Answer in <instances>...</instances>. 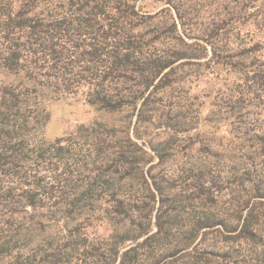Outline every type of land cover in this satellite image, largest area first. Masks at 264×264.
<instances>
[{
  "label": "rangeland",
  "instance_id": "obj_1",
  "mask_svg": "<svg viewBox=\"0 0 264 264\" xmlns=\"http://www.w3.org/2000/svg\"><path fill=\"white\" fill-rule=\"evenodd\" d=\"M141 6L146 11L166 7L157 0H142ZM226 6L242 14L228 20L213 41L218 56L214 59L200 38L202 30L226 20L221 9ZM180 14L183 27L175 14L174 18L186 45L176 38L169 42L172 47L164 44L158 49L175 48L199 57L174 63L170 86L156 94L153 112L139 124L130 107L106 112L81 98L46 100L49 121L37 139L67 138L94 123L114 133L108 134L112 140L103 147L73 146L70 153L77 170L66 173V164L59 171L65 179L59 207L48 203L47 208L0 210V264H118L112 243L115 235L119 239L124 234L113 229L129 227L131 236L139 227L147 228L148 236L156 224L170 229L168 243L188 244L156 264H264V233L254 244H246L228 240L221 232L222 220L235 225L237 212L244 216L249 208L264 230V153L237 144L235 137L240 122L258 134L264 132V83L260 92L237 95L256 88L244 83V72L258 69L239 66L237 54L239 48L264 40L254 26L255 17L264 16V0H186ZM257 56L264 62V46ZM0 81L28 88L22 76L12 73L1 74ZM86 193L90 201L63 205ZM118 201L131 211L130 219L117 214ZM207 218L216 225L200 229L190 239L188 230ZM143 238L125 242L119 252Z\"/></svg>",
  "mask_w": 264,
  "mask_h": 264
},
{
  "label": "trees",
  "instance_id": "obj_2",
  "mask_svg": "<svg viewBox=\"0 0 264 264\" xmlns=\"http://www.w3.org/2000/svg\"><path fill=\"white\" fill-rule=\"evenodd\" d=\"M141 1L0 0V76L12 73L28 83V88H24L0 81V210L47 208L49 204L59 207L60 187L65 180L59 171L66 164H70L66 173L72 175L77 170L70 153L73 146L81 143L103 147L112 140L108 134L114 130L99 123L81 126L67 138L50 142L43 137L37 139L49 121L44 106L47 99L81 98L106 112L130 107L137 112L139 124L145 114L153 112L150 107L156 94L170 86L168 77L174 63L199 57L175 48L158 49V45L169 46L171 39L176 38L180 45H186L178 35L174 18L175 14L183 27L180 13L186 0H157L166 7L153 11L143 10ZM221 9L226 20H218L211 28L202 30L200 38L210 46L214 59L218 56L213 41L228 20H237V14H242L237 8ZM254 26L259 35H264V16H256ZM263 46L264 40L238 50L239 66L258 69L256 73L244 72V83L251 82L256 88L252 92H237L239 97L260 92L264 83V71L260 69L264 62L257 55ZM235 134L237 144L253 146L264 153V132L258 134L249 124L240 122ZM91 199L86 193L62 204L70 208L77 201ZM117 205L121 208L118 215L122 214L123 219L132 217L130 210L122 208V202ZM237 213L235 225L222 220L221 232L228 240L254 244L264 230L254 222L253 209L249 208L244 216L241 211ZM215 225L210 218L193 224L188 230L190 239L196 238L200 229ZM155 226L156 231L148 236L147 228L139 227L137 235L131 236L129 227L114 228L115 233L124 235L119 239L114 236L113 261L118 256V264H156L185 250L188 244L167 242L170 229ZM141 236V242L119 252L125 242H135Z\"/></svg>",
  "mask_w": 264,
  "mask_h": 264
}]
</instances>
